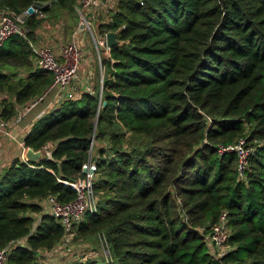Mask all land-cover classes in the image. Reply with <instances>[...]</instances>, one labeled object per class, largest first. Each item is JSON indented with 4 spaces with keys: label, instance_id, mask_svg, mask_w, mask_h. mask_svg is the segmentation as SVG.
Returning a JSON list of instances; mask_svg holds the SVG:
<instances>
[{
    "label": "trees",
    "instance_id": "1",
    "mask_svg": "<svg viewBox=\"0 0 264 264\" xmlns=\"http://www.w3.org/2000/svg\"><path fill=\"white\" fill-rule=\"evenodd\" d=\"M35 1L47 4L44 13L77 2L0 0V8ZM37 20L27 21V37L0 45L6 120L52 82L31 63ZM98 28L118 42L103 63L101 93L94 87L44 112L23 146L50 144V158H16L0 172V248L25 241L7 264H30L60 241L63 228L40 201L72 200L70 183L85 177L89 160L97 212L74 229L102 235L108 254L77 264H264V0H117ZM7 67H25L26 76L15 80ZM239 138L254 148L243 179L235 154L218 152ZM221 212L231 248L219 257L204 237Z\"/></svg>",
    "mask_w": 264,
    "mask_h": 264
},
{
    "label": "built area",
    "instance_id": "2",
    "mask_svg": "<svg viewBox=\"0 0 264 264\" xmlns=\"http://www.w3.org/2000/svg\"><path fill=\"white\" fill-rule=\"evenodd\" d=\"M115 1L117 2V0H77L76 2L77 12L82 20L79 26V32L84 31L91 36L97 51V61L100 69L98 78L99 91H101L103 84V66L101 62L103 52L110 49L106 45L107 32L105 30H100L98 27L100 24L110 21V14L115 10ZM137 1L142 4L143 0ZM103 10L106 11L104 20L97 23V19ZM43 16H45V13L33 8L32 5L20 11L0 8V45L10 36L27 37L29 33L27 21L31 17L39 19ZM31 50L34 68L49 71L52 74V82L42 94L27 101L25 106H21V112H19L16 117H12V120H20L26 112L38 103H41L52 91H55L54 105L59 103L64 97L71 98L78 96L81 92H93V88L89 86H85L80 92L72 88V83L76 81L80 75L84 57L83 50L78 47L76 43L71 42L62 46L59 54L53 53L52 50L45 45L31 47ZM9 124V120L0 116V133H7ZM51 149L52 146L50 144L42 146L41 151L45 158H50ZM218 152L219 154L225 152H233L235 154L237 178L243 179L248 159L254 152V148L247 143L246 139L239 138L232 145H219ZM82 169H90L93 173L87 172L84 178L77 179L70 183L71 187L75 190V197L72 200L60 202L52 195L44 199L46 207H42V212L55 218L63 228V235L60 241L55 245L57 247L54 248V246L51 251L68 248L75 232L74 225L83 221L86 216L97 212V201L92 184L95 164L93 161L89 160L82 166ZM37 222L38 218H36L35 223ZM229 236L230 230L227 224V216L225 212H221L218 220L209 227L204 237L209 252L219 257L226 253L229 249L225 252L221 250L227 246ZM19 241H17V243ZM22 241L25 242L23 239ZM103 241L105 242L104 237ZM17 243H9L0 248V264L6 263L8 252L13 246L24 245V243ZM218 249L220 252H217Z\"/></svg>",
    "mask_w": 264,
    "mask_h": 264
},
{
    "label": "rangeland",
    "instance_id": "3",
    "mask_svg": "<svg viewBox=\"0 0 264 264\" xmlns=\"http://www.w3.org/2000/svg\"><path fill=\"white\" fill-rule=\"evenodd\" d=\"M105 15H106V11L103 10L97 19V23L103 21ZM37 21H38V26L34 29L31 37H29L30 48L37 45H45L48 46L55 54H59L61 47L71 42L76 43V45L80 47L82 50L85 49L86 47L91 48V46H89L92 43L91 36L88 33H85L84 31L79 32V26L82 20L77 12L76 3L71 7L63 6V5H51L49 7V11L45 13V16L39 18ZM82 32L84 33V35L83 37H80L79 33ZM83 53L85 56L84 50ZM32 59L33 56H31V63L34 68ZM94 66H95V76L97 77L98 71L95 63ZM7 68L8 69H6L5 71L10 74L12 73L11 75L14 77L15 80L26 76L27 68L25 67H20V68L7 67ZM9 91L10 90L6 86L3 88V90H0V101L2 99L3 100L5 99L7 101L10 100L11 95ZM42 103L44 102L42 101L41 103H38L29 111L33 110ZM25 105L26 104L16 105V112L14 115L15 117L19 112H21L20 107ZM96 143L99 144L98 142ZM103 144L104 147L107 146L106 142H104ZM94 153L95 151L92 152V155H94ZM96 197H97L96 198L97 201L98 196ZM40 206L41 209L42 207L43 208L46 207V202L44 199L40 201ZM34 216H36V214H34ZM22 243L24 242L20 240L17 244H22ZM70 246L72 247L71 248L72 255H75L74 256L75 260H73L72 264H77L81 261H85L86 259H92V260L96 259L98 261H102L106 259L108 254L107 248L103 241V236L98 233L81 237L75 231L74 235L72 236ZM230 248L231 245L227 243V246L221 251L225 252ZM217 252H220V250L218 249ZM45 253H46L45 250L41 249L40 253L39 254L37 253L36 258L30 264H41V262H39V259L44 258ZM214 256H216V254H214ZM5 264H7V261Z\"/></svg>",
    "mask_w": 264,
    "mask_h": 264
},
{
    "label": "crops",
    "instance_id": "4",
    "mask_svg": "<svg viewBox=\"0 0 264 264\" xmlns=\"http://www.w3.org/2000/svg\"><path fill=\"white\" fill-rule=\"evenodd\" d=\"M79 35L80 37H83L84 33H79ZM89 46H91V48L86 47L85 49H83L85 51V56L82 61L80 75L78 79L72 83V88L77 89L79 92L83 90L85 86H89L93 89L94 87H98L99 89L98 78L100 75V69L97 61V51L93 41ZM102 57L103 58L101 62L104 74L105 65L103 63L109 60L110 50L103 52ZM94 63L97 66V77L95 76ZM54 93L55 91L50 92V94L47 95L43 100L44 103L25 113L20 120L14 121L11 118L9 119L10 124L7 133H0V172L4 167H7L13 159L17 158L21 161L26 160L24 156L26 148L23 146V138L29 131L32 123L44 112L54 106ZM56 247L57 246H55L54 248ZM71 248L72 247L69 246L68 248L55 249L53 251H51L52 249H50L49 251L45 250V256L42 255L44 256V258L39 259V262H41V264H72L73 260H75V255H72ZM39 253L40 250L38 251V254Z\"/></svg>",
    "mask_w": 264,
    "mask_h": 264
},
{
    "label": "water",
    "instance_id": "5",
    "mask_svg": "<svg viewBox=\"0 0 264 264\" xmlns=\"http://www.w3.org/2000/svg\"><path fill=\"white\" fill-rule=\"evenodd\" d=\"M32 7L37 9V10H41L43 11L46 7H47V4L46 3H42L40 1H35L32 3ZM117 39H116V32L114 31H109L107 32L106 34V45L109 47V49L115 45H117ZM101 93V91H100ZM106 103V101H102L101 102V105L104 106ZM25 159L26 160H30V161H38L40 160L43 155H42V152L41 151H33L31 148H26L25 150ZM82 172L83 173H93V171H91L90 169H82Z\"/></svg>",
    "mask_w": 264,
    "mask_h": 264
}]
</instances>
